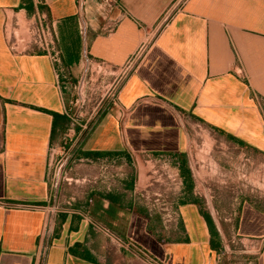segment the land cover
Segmentation results:
<instances>
[{
  "label": "crops",
  "instance_id": "obj_1",
  "mask_svg": "<svg viewBox=\"0 0 264 264\" xmlns=\"http://www.w3.org/2000/svg\"><path fill=\"white\" fill-rule=\"evenodd\" d=\"M83 1L0 0V264L39 262L44 212L35 207L55 203L49 149L59 148L66 127L61 79L83 72L108 104L78 166L94 171L119 160L135 173L123 188L89 189L83 205L67 200L43 264H148L138 252L156 264H264V207L241 201L229 239L212 219L219 240L211 248L180 169L182 159L189 169L197 135L264 157V0H114L101 11L91 3L80 33ZM33 15L53 26L59 65L31 49ZM105 20L114 23L109 33ZM106 152L121 154H97ZM156 181L160 203H139Z\"/></svg>",
  "mask_w": 264,
  "mask_h": 264
},
{
  "label": "rangeland",
  "instance_id": "obj_2",
  "mask_svg": "<svg viewBox=\"0 0 264 264\" xmlns=\"http://www.w3.org/2000/svg\"><path fill=\"white\" fill-rule=\"evenodd\" d=\"M77 79L78 77L70 80L75 83ZM100 89L84 90L86 96L90 93L91 95H88L89 101L86 100L83 108L80 109L81 113L89 114L95 106L102 109L108 104L106 98L98 102L102 93ZM77 93L78 90L74 89L72 96L77 97ZM74 112L77 116L78 111ZM62 145L64 152L68 151L70 143L63 144L60 141L59 148ZM193 147L188 155L189 169L186 159L184 166L188 172L191 170L190 180L195 196L199 200L200 208L209 217L211 215V220L216 222L229 239L237 207L241 201L248 200L264 207V157L256 152L236 148L215 137L200 138L197 135ZM65 156L63 155L61 160H59L60 156L53 157L50 165L51 194L54 195V201L59 208L67 205L65 203L67 200L71 204L79 202L83 205L90 194L89 189L107 193L108 189L123 188L135 173L133 165L119 160L101 163L98 167H94V171H89L85 166H78L80 162L64 161ZM143 172H146L145 167ZM154 184L143 187V192H140L142 195L136 196L139 203L152 204L156 198L160 201L164 195L161 191L163 185L160 181ZM157 209L159 210L158 206L151 208L153 211ZM105 237L110 240L108 236ZM229 247L238 250L239 245L231 243Z\"/></svg>",
  "mask_w": 264,
  "mask_h": 264
},
{
  "label": "built area",
  "instance_id": "obj_3",
  "mask_svg": "<svg viewBox=\"0 0 264 264\" xmlns=\"http://www.w3.org/2000/svg\"><path fill=\"white\" fill-rule=\"evenodd\" d=\"M34 2L38 3V0H33ZM94 3L99 6V10L105 9V8H111L114 4V0H84L83 1V9L79 13V22H78V28L79 32L83 33L87 26H89L90 21L88 18V13L90 9V4ZM31 24L28 29V36H29V42L30 47L33 50H37L40 52H43L46 54L51 62L55 65H59L61 63V50L58 47L57 43V37L55 30L52 25L44 23L42 19H40L38 16L33 15L30 17ZM114 23L111 21H104V23L101 26V29L104 32H111L113 30ZM139 54V52H137ZM133 63V59H129L127 61V66H131ZM59 80H60V73H59ZM90 76H88L85 72L81 73L78 79L75 81V83L71 82L68 78H62L61 79V86L64 87V91L68 95V105L64 112V116L66 117V127L62 134L61 141L63 144H66L67 142L70 143L68 151L66 150L64 152V146L62 145L61 148H55L54 146H51L49 149V156L51 158V161L53 157H59V160L62 159L63 155H66L63 160L69 161V162H85L87 161L84 158H78L75 159L72 157L73 151L81 148L82 144L87 140L89 133L93 129V127L96 125V122L99 118L100 112H102L101 108H97L95 106L89 114H85L84 112L81 113V108L84 106V102L89 101L90 98H88L85 95L84 90H91L89 88L90 84ZM74 89L78 90L77 97L72 96V91ZM95 91V90H94ZM117 92V83L116 85H113L110 87L108 91V96H110L111 99H113ZM107 94V91L105 92ZM73 97V98H72ZM107 98V97H106ZM103 100V92L100 94L99 103ZM78 111L77 116L75 115L74 111ZM59 149L60 152H59ZM67 152V153H66ZM55 161V160H54ZM106 161V160H103ZM51 199H54V195H51ZM158 203V199H155ZM159 210L162 208L158 204ZM35 208L42 209L44 212V218L42 222V229H41V236L43 237V244L41 246L40 252H39V262L38 264H43L44 257L46 255V251L48 249V246L50 244V240L54 233V224H55V217L57 213L59 212V207L56 203L49 204L47 206H36ZM162 210V209H161ZM169 218V217H167ZM101 231L108 237L114 238V234L105 226L100 225ZM141 254L145 262L148 264H156L150 257H148L146 254L138 252Z\"/></svg>",
  "mask_w": 264,
  "mask_h": 264
},
{
  "label": "trees",
  "instance_id": "obj_4",
  "mask_svg": "<svg viewBox=\"0 0 264 264\" xmlns=\"http://www.w3.org/2000/svg\"><path fill=\"white\" fill-rule=\"evenodd\" d=\"M103 112H100L99 115H102ZM65 117V116H64ZM65 120H66V117H65ZM67 121V120H66ZM90 154L89 152L87 151H83L81 150V148H78L76 150L73 151V154H72V157L75 158V159H78L80 158L81 156L83 155H88ZM98 155H101V157H108V158H112V157H115V156H120L121 152H106V153H97ZM185 161L182 159L181 160V163H180V169H181V172H185L186 173V177L187 179L190 181V174L187 170V168H185ZM102 196L110 201H115L114 198L112 196H110L109 194H102ZM197 202V204H199V200H195ZM200 207V205H199ZM141 210V209H140ZM200 211H201V214L202 216L205 218L206 220V223L208 225V228H209V232H210V246L211 248H215L216 247V244H217V241L219 240V236H218V233L215 229V226L211 220V218L209 217V215L200 208ZM141 212H143V209L141 210Z\"/></svg>",
  "mask_w": 264,
  "mask_h": 264
}]
</instances>
